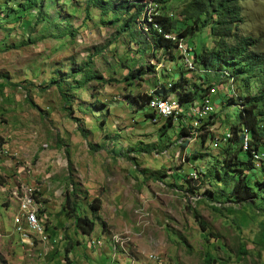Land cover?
<instances>
[{
    "label": "rangeland",
    "instance_id": "1",
    "mask_svg": "<svg viewBox=\"0 0 264 264\" xmlns=\"http://www.w3.org/2000/svg\"><path fill=\"white\" fill-rule=\"evenodd\" d=\"M24 2L0 0V264H264V218L256 207L225 202L216 195L221 184L196 179L197 173L218 168L230 137L226 127L236 109H224L219 96L235 98L244 88L236 93L216 80L201 84L200 72L185 71L183 56L192 61L189 51L182 56L175 47L176 58L169 61L161 51L152 56L138 45L144 7L137 24L121 32L134 10L126 11L119 0H35L18 19ZM240 5L237 33L258 39L264 49V0ZM111 6L121 9L112 12ZM178 9V0L169 2L166 14ZM140 69V76L128 79ZM86 71L101 79L82 83ZM181 72L188 86L214 87L215 96L205 93L187 107L194 116L184 123L193 128L189 136H177L176 122L160 134L168 117L158 106L168 102L174 109L177 100L170 95L150 101L147 110L161 116L155 121L132 102ZM50 78L63 80L60 90ZM251 83L249 94L255 92ZM202 100L215 101L214 124L207 129L213 140L204 143L205 130L196 131L193 121ZM176 108L174 118L182 113ZM176 175L196 179V194L175 189ZM65 191L93 220L89 236L76 231L61 211ZM22 198L45 224L43 232H20L19 226L15 231L19 206L30 228ZM93 200L99 206L94 215L88 210Z\"/></svg>",
    "mask_w": 264,
    "mask_h": 264
},
{
    "label": "trees",
    "instance_id": "2",
    "mask_svg": "<svg viewBox=\"0 0 264 264\" xmlns=\"http://www.w3.org/2000/svg\"><path fill=\"white\" fill-rule=\"evenodd\" d=\"M25 1L24 4H20L22 12H20L18 19L23 17V12L35 5V0ZM37 1L42 2V0ZM86 1L96 4L100 2V0ZM119 1L126 4V11L134 10V14L120 27L121 32L129 31L132 25L137 24V17L140 15L142 7H144L145 14L153 9L150 14V21L148 22L144 16L145 18L141 19L142 24H138V30L144 31L142 32V41L138 45L145 50H150L152 56L155 52L161 51V53L168 55L169 61H173L176 58L174 48L177 49L175 43L179 40L186 41L187 49L192 56V61H189L180 53L183 56L186 72H200L201 84H208V82L216 80V84H226L229 87V89L226 87L227 91L236 92L237 88H244L245 94H236L235 98L226 94L219 96L220 102L218 104L222 105L225 99L224 109L231 105H234L236 109L234 120L226 127L230 137L228 134L226 135L227 139L222 148L223 154L218 168L197 173L196 179H211L221 184V188L216 193L218 197L224 198L225 202L244 203L247 206L256 207L259 215L264 218V175L260 179V175L264 174V159H262L264 155V49L259 47L258 39L237 33L238 26L243 22L240 4L245 0H178L179 9L171 16L166 14V5L174 0ZM144 3L146 4L144 5ZM99 7L107 10V6L99 5ZM37 8L40 9V7ZM110 9L112 12H116L121 9V6L116 8L111 6ZM157 10H160V13ZM153 25L159 29V32L153 28ZM203 30L206 32L205 37L202 35ZM164 34L169 35L170 38H164ZM128 35L133 37L134 33L129 32ZM172 36L176 37L175 42L171 41ZM209 37L210 46H206ZM142 73L140 69L130 74L128 79L138 77ZM183 76V72L179 73L174 81L156 86L151 96L138 97L132 102L136 109H144V118L155 121L158 118L157 115L146 108L150 101L165 100L170 95L176 98L177 106L182 113L176 118L171 116L166 119L160 118L164 121L159 129L160 134H164L166 129L172 126V122H176L178 124L177 136H189L193 128L188 127V125L184 126V123L187 118H190L189 121H191L194 116L187 107L197 102L210 89L213 88L212 90L215 92L214 87H210L208 90L201 89L199 86L190 87ZM91 79L98 80L101 78L97 75L88 74L87 71L83 73L82 83ZM251 81L255 85V92L249 94L246 91L253 89ZM49 83L60 90L63 80L51 79ZM238 83H240L239 86ZM211 92L209 91V93ZM213 95L215 96V94ZM213 102L215 103L213 100H202L199 105V113L193 118L194 125H197L198 128L196 131L205 130L200 136L201 143L206 140H213L212 135L207 130L214 124ZM77 125L80 129L81 123ZM1 143L0 140V146ZM185 144L186 142L180 144V148L183 149ZM245 144L246 149L244 148ZM213 145L215 146V142ZM239 155H242V160H239ZM185 177L184 175H176L173 178L172 186L180 192L196 194L197 189L193 186L196 179H185ZM210 194L213 195V192ZM71 196L72 194H67L65 191L62 196L61 211L65 212L76 231L82 236H89L93 231L94 222L82 214L80 207L73 202ZM216 203L219 202L216 201ZM88 210L93 215L96 214L99 210L97 201L90 202ZM192 215L200 229L204 231L205 227L199 217L195 213ZM41 232L43 231L41 230ZM206 236L209 235L206 234ZM93 244L95 246L97 242ZM112 244H115L114 240H112ZM64 253H68V250L65 249ZM165 263L169 264L168 261Z\"/></svg>",
    "mask_w": 264,
    "mask_h": 264
},
{
    "label": "bare ground",
    "instance_id": "3",
    "mask_svg": "<svg viewBox=\"0 0 264 264\" xmlns=\"http://www.w3.org/2000/svg\"><path fill=\"white\" fill-rule=\"evenodd\" d=\"M152 11H153V9H151L150 11H149V13L148 14H145L144 13V15H145V17H146V20L149 22L150 21V14L152 13ZM144 17V18H145ZM153 18V17H152ZM153 22H154V20H153ZM142 24V23H141ZM156 25V24H155ZM155 25H153V28H155L156 30H157V32H159L158 30L159 29H157V27L155 26ZM163 37L164 38H170V36L169 35H167V34H164L163 35ZM176 38V37H175ZM175 38H174V36H172L171 37V41H173V42H175ZM175 45L177 46V50H178V52H179V54L181 53V54H183V55H185V56H187L188 55V51H189V49H187V46H186V48L185 47H181V46H184L185 44H183L182 43V41L181 40H179L177 43H175ZM180 46V47H179ZM187 58V57H186ZM190 64H191V62H190ZM193 66V65H192ZM230 75V74H229ZM213 89V88H212ZM212 89H210L209 91L211 92L212 91ZM209 91H208V93L205 95V97L206 96H211L212 97V95L213 94H215V92L212 94V93H209ZM214 91V90H213ZM175 98V97H174ZM176 99V98H175ZM162 101H164V100H162ZM176 101V100H175ZM150 104V103H149ZM149 104H148V108H150L149 107ZM161 105L162 106H164V107H166L167 109H172V110H161ZM175 106L176 107H178L177 106V101L175 102ZM175 107V108H176ZM158 111H159V113L162 115V116H164V117H170L174 112H176L177 111V108L175 109V111H174V109H173V106H172V104H170V103H168V102H162V103H160L159 104V106H158ZM157 116H159L157 113H155ZM154 114V115H155ZM174 115L175 114H173L171 117L172 118H174ZM247 147V146H246ZM258 157V156H257ZM25 199V201H26V203L29 205V203H28V199L27 198H24ZM28 205H26V208H25V206H23L22 205V211H24V212H26V216H27V223H28V225H29V227L30 228H32V230H34L35 232H41V230H40V224L39 223H35V222H39L38 221V219H37V217H36V213L35 212H33V214H30V212H31V210H29L28 209ZM19 221H20V206H19V215L17 216V223H16V227H15V231H16V228L18 227V223H19ZM43 223V222H42ZM44 223H43V229H44ZM25 226L27 227V224H26V220H25ZM18 231H19V228H18ZM26 232V231H25ZM17 233V232H16ZM22 234V236L24 237V238H27V236L25 235V234H23V233H21Z\"/></svg>",
    "mask_w": 264,
    "mask_h": 264
},
{
    "label": "built area",
    "instance_id": "4",
    "mask_svg": "<svg viewBox=\"0 0 264 264\" xmlns=\"http://www.w3.org/2000/svg\"><path fill=\"white\" fill-rule=\"evenodd\" d=\"M211 93H212V92H211ZM212 96H213V95H212ZM174 109H176V108H174ZM161 110H172V109H167L166 107H164V106L161 105ZM22 205L25 206V208H26V205H28V204L26 203V201H25L24 198H22ZM35 223H39V224H40V230L43 231V223H42V222H35ZM18 226H19V231H20V232H24V231H32V228H27V227L25 226V218H24V215L21 216L20 221H19V223H18Z\"/></svg>",
    "mask_w": 264,
    "mask_h": 264
},
{
    "label": "crops",
    "instance_id": "5",
    "mask_svg": "<svg viewBox=\"0 0 264 264\" xmlns=\"http://www.w3.org/2000/svg\"><path fill=\"white\" fill-rule=\"evenodd\" d=\"M14 222V228L16 227V223H17V216L16 217H14L13 219H12V223ZM41 237L42 236H40L39 238L41 239ZM42 239H43V237H42ZM111 247H112V245H111ZM107 248H108V246H107ZM100 256V255H99ZM101 257V256H100Z\"/></svg>",
    "mask_w": 264,
    "mask_h": 264
}]
</instances>
